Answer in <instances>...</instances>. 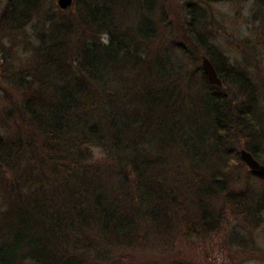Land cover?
Here are the masks:
<instances>
[{"label":"trees","instance_id":"1","mask_svg":"<svg viewBox=\"0 0 264 264\" xmlns=\"http://www.w3.org/2000/svg\"><path fill=\"white\" fill-rule=\"evenodd\" d=\"M231 2L261 28L260 47L230 43L259 49L247 66L214 37ZM0 33V264H144L121 254L216 230L219 199L247 249L264 222V175L239 157L264 164V0H3Z\"/></svg>","mask_w":264,"mask_h":264},{"label":"rangeland","instance_id":"2","mask_svg":"<svg viewBox=\"0 0 264 264\" xmlns=\"http://www.w3.org/2000/svg\"><path fill=\"white\" fill-rule=\"evenodd\" d=\"M174 2L177 4L179 0H174ZM2 3L3 0H0V7ZM55 3L57 4V0H55ZM240 6L241 3L239 2L213 5L214 17L218 24L212 27L215 31L214 37L216 43L221 46L224 53L235 63L242 61L245 65H250L253 61L250 60L252 57H249L248 54L255 52L259 54V49L257 48L255 51L247 49L242 51L243 53H240L235 47H232L230 43L236 39L237 36H245L248 34L250 35V41L256 42V45L260 47L263 37L260 36L259 32L261 28L253 27L252 18L248 15L249 13L243 9H238ZM69 7L63 9L66 10ZM173 12L174 14H172V17L175 15V18L180 21L183 16L181 7L177 6L176 12ZM173 20L175 19L173 18ZM249 20H251L250 28L245 26L246 23L248 24ZM258 21L259 19H257V22ZM229 46H231L232 49ZM244 54H247L248 57H245ZM242 55L244 56L243 58ZM20 58L14 55H8V61L6 62L17 64ZM200 58L202 59V56ZM2 59L0 55V90L3 85L4 75L6 74V67L4 65L5 60ZM258 59H261L260 66L258 65L259 67H255L253 71H255L254 73L255 76L258 77V80H261L264 77V72L260 67L262 68L263 66L264 58L259 56ZM200 62L201 60L199 63ZM256 63L258 64L259 62ZM262 87L263 86H261V88ZM93 151L95 157L102 156L100 149L93 148ZM242 163L244 164V162ZM245 167L248 169L246 165ZM223 202V199L217 201L218 205L222 207V210L216 230L206 231L200 228L192 237H186L184 234L182 235V233L177 234V232L173 231V236L175 238L168 239L167 241H169V243L163 240H158L156 243L154 241L152 244L142 243L136 250L122 252L121 256L125 260L124 263L134 261L144 264H161L163 260L177 256L183 257L190 262H195L196 264H264V222L254 230L253 234L255 238H251L247 249L245 251L236 250V246L230 245L228 235L230 229L232 230V225L241 224L243 221L239 219L237 213H234L235 210L232 207ZM172 243L175 248L173 250L171 248Z\"/></svg>","mask_w":264,"mask_h":264},{"label":"water","instance_id":"3","mask_svg":"<svg viewBox=\"0 0 264 264\" xmlns=\"http://www.w3.org/2000/svg\"><path fill=\"white\" fill-rule=\"evenodd\" d=\"M57 4L60 8H67L72 4V0H57ZM202 68L208 78V80L217 86H221L222 82L219 78L217 71L215 70L213 64L206 56L202 57L201 60ZM239 157L242 162L248 167L251 171H257L258 173L264 175V164L260 163L253 155L244 148H240Z\"/></svg>","mask_w":264,"mask_h":264}]
</instances>
